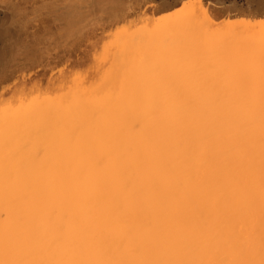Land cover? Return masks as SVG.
Instances as JSON below:
<instances>
[{"label": "bare ground", "instance_id": "obj_1", "mask_svg": "<svg viewBox=\"0 0 264 264\" xmlns=\"http://www.w3.org/2000/svg\"><path fill=\"white\" fill-rule=\"evenodd\" d=\"M230 79L1 107L0 264H264V84Z\"/></svg>", "mask_w": 264, "mask_h": 264}, {"label": "rangeland", "instance_id": "obj_2", "mask_svg": "<svg viewBox=\"0 0 264 264\" xmlns=\"http://www.w3.org/2000/svg\"><path fill=\"white\" fill-rule=\"evenodd\" d=\"M163 1L0 0V110L62 92H114L126 81V92L135 85L138 93L151 95L191 85L205 93L198 80L211 91L218 84L215 91L224 93L228 86L219 90L229 77L245 78V93L252 85L259 90L264 15L242 12L246 0H201L206 11L194 16L178 9L194 0H171L169 8ZM231 4L237 8L227 11Z\"/></svg>", "mask_w": 264, "mask_h": 264}, {"label": "crops", "instance_id": "obj_3", "mask_svg": "<svg viewBox=\"0 0 264 264\" xmlns=\"http://www.w3.org/2000/svg\"><path fill=\"white\" fill-rule=\"evenodd\" d=\"M175 1V0H174ZM218 2H221V0H217ZM173 1L171 0H165L162 3V6L164 4L165 8L167 5L171 6L173 5ZM237 7L231 4V6L228 8L227 11H234ZM242 12L244 13H253L258 16L264 15V0H246V2L243 5Z\"/></svg>", "mask_w": 264, "mask_h": 264}]
</instances>
